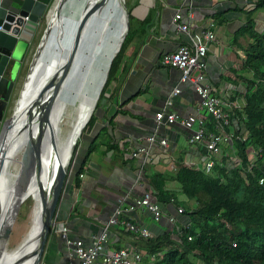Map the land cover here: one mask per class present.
Returning <instances> with one entry per match:
<instances>
[{"label":"crops","instance_id":"0c3cea01","mask_svg":"<svg viewBox=\"0 0 264 264\" xmlns=\"http://www.w3.org/2000/svg\"><path fill=\"white\" fill-rule=\"evenodd\" d=\"M140 1L139 5L143 0ZM255 2L149 0L145 10L138 15L144 17L148 8L154 6L157 9L155 24L143 42L135 41L127 48L117 74L118 79L111 82L99 106L95 107L94 125L81 135L72 171L79 168L95 137L97 147L86 162L83 176L80 175V185L77 186L70 175L65 183L54 218L55 226L50 228L39 264H71L74 260L72 249L66 238L57 231L56 224L67 225L68 238H81L88 243L94 234L103 231L109 217L118 207L127 209L126 214L132 221L147 225L154 234L175 230V225L169 220L171 215L176 216V225L190 222L188 215L179 213L173 203L165 206L166 212L159 222L154 220L149 210L142 207L128 210L136 198L153 188L150 178L157 172L174 174L181 164L203 168L207 160L204 145L188 141L198 124L188 128L156 119V113L160 111H175L182 116L204 113L192 84L182 81L181 71L164 65L161 57L165 52L176 50L181 43L191 44L195 35L214 21L217 38L209 44L206 68L208 81L216 87L224 101L236 104V108L241 107L244 103L241 94L245 86L237 76L250 73L242 68L244 50L241 45L246 43L247 38L242 35L236 39L235 33L245 24V11L252 8ZM177 11L182 13L183 20L189 24L188 31H177L173 22ZM254 19L257 29L262 30L264 8L255 12ZM37 26L29 24V35L21 41L17 54L19 65L16 67L11 96L21 81ZM26 43L29 45L28 54L25 53ZM176 88H180V91L174 94ZM6 108L4 118L11 116L14 111L12 108L6 114ZM210 119L212 121L211 116L208 122ZM233 122L232 129L236 130V116H233ZM154 133L158 137L167 138L168 145L163 146L157 141L149 144L145 137ZM140 147H149V155L131 154L133 148ZM228 150L229 146L223 145V153L226 154ZM166 187L179 191L180 185L177 181L167 180ZM179 198L186 197L179 194ZM108 233L110 248L139 246L140 238L123 226H109Z\"/></svg>","mask_w":264,"mask_h":264},{"label":"trees","instance_id":"16d2710c","mask_svg":"<svg viewBox=\"0 0 264 264\" xmlns=\"http://www.w3.org/2000/svg\"><path fill=\"white\" fill-rule=\"evenodd\" d=\"M139 4L137 0L130 7L127 5L129 30L112 62L96 107L111 82L118 79L127 48L135 41L143 42L155 24L157 9L150 6L142 17L137 15L142 8L134 10ZM261 8H264V0H256L255 5L245 11V24L235 33L236 39L242 35L247 38L241 45L244 50L242 68L250 73L237 76L245 86L241 94L243 105L233 109V116L237 117L236 135L240 137L234 136L232 144H223L229 146V150L216 158L211 172L181 164L174 174L157 172L151 176L150 184L158 200L164 206L173 203L175 208L183 207L190 222L188 226L181 225L179 232L173 229L151 238H140L138 247L143 257L139 264H264V182H259L264 177V28L257 29L254 19L255 12ZM95 120L93 112L83 133L92 128ZM208 126L213 129L211 119ZM96 147L95 137L81 165L70 175L77 186ZM249 164H253L251 169ZM167 180L177 181L179 191L168 189ZM179 194L186 198L180 199Z\"/></svg>","mask_w":264,"mask_h":264},{"label":"bare ground","instance_id":"6f19581e","mask_svg":"<svg viewBox=\"0 0 264 264\" xmlns=\"http://www.w3.org/2000/svg\"><path fill=\"white\" fill-rule=\"evenodd\" d=\"M100 1L66 0L61 14L56 13L55 10L52 12V31L45 40V47L31 70L30 78L16 107L14 126L7 122L4 127L0 138V175L6 164L13 163L17 154L25 153L26 160L21 168L17 166L13 169L12 167V173L15 170V174L9 179L11 185L7 190L4 188V194L0 196V223L6 209L13 201H16L17 195H32L33 206L30 227L22 243L14 250H7L4 239L0 242V264H35L57 175L61 169L66 168L75 140L100 97L109 60L118 48L125 28L126 11L123 0H105L103 7L93 12L85 21V31L84 34L82 32L81 41L75 50L71 65L62 75L59 88L50 102L45 127L41 133L42 152L39 171L33 148L27 146V142L25 143L26 133L23 132V125L27 116L23 111L45 75L51 73L60 63L65 62L86 8ZM113 18L116 19L114 24ZM96 19L100 21L97 27L93 29V33L85 36ZM42 68L44 76L42 74L39 82L35 84ZM70 106L74 107L72 113L69 111ZM66 121L70 122L69 127L67 132L62 134L63 125H67ZM33 125L31 132L33 140H36L40 133L37 123ZM22 184L25 186L24 193H21Z\"/></svg>","mask_w":264,"mask_h":264},{"label":"built area","instance_id":"2783aa9c","mask_svg":"<svg viewBox=\"0 0 264 264\" xmlns=\"http://www.w3.org/2000/svg\"><path fill=\"white\" fill-rule=\"evenodd\" d=\"M173 22L177 31H188L189 24L183 20L182 13L177 11L174 15ZM1 28V26H0ZM217 38L215 31V22L211 21L200 33L196 34L191 44L181 43L178 48L171 52H165L161 57L164 65L176 67L181 71V79L184 82H190L200 98L201 108L204 113H196L188 116H182L175 111H160L156 113V119L159 122L167 124L178 123L184 127L193 128L194 124L198 127L194 129L188 137L191 144L202 143L207 151V160L203 166L204 171L211 172L216 164V158H220L223 153V144L230 142L236 135L233 130V109L236 107L234 103H227L218 94L216 87L208 81L206 68L207 57L209 52V44ZM180 88H176L173 93H179ZM211 116L213 121V129L208 126V118ZM237 126V124H236ZM244 138V137H243ZM149 144L155 141L163 146L168 145L167 138L158 137L155 133L145 137ZM149 147L133 148L131 154L133 156H148ZM255 153V152H254ZM253 164H249V169ZM72 172V168L70 173ZM83 176V174H80ZM260 183L264 182V177L259 179ZM137 207L147 209L152 213L155 221H160L165 212L166 207L158 200L155 189L146 190L140 197L136 198L130 204L128 210H134ZM127 209L118 207L109 217L106 227L102 232L94 234L90 242H86L81 238L70 239L67 236L68 227L65 223L56 224L57 231L60 232L67 241L74 260L71 264H139L143 251L136 245L121 248H110L109 243V226H123L137 238H151L156 234L144 224L132 221L126 214ZM179 213L184 212L183 207L177 208ZM170 222L175 225L177 232L181 226L176 225L177 218L175 215L169 216ZM189 222L182 224L188 226ZM55 226V221L52 222ZM192 239V237H188Z\"/></svg>","mask_w":264,"mask_h":264},{"label":"water","instance_id":"95a60500","mask_svg":"<svg viewBox=\"0 0 264 264\" xmlns=\"http://www.w3.org/2000/svg\"><path fill=\"white\" fill-rule=\"evenodd\" d=\"M8 1L0 0V26H1L0 28V120L4 119L2 128L0 130V138H1L4 127L7 122H9V124L12 125V127L14 126L13 123L15 122V117L17 115L16 107L20 101V98L23 94L24 88L26 87L28 79L30 78L31 70L33 69V66L37 63L43 47H45L44 45L45 40L47 37H49L52 31L51 21H50V23L47 25L45 29L42 40L36 50L35 57L32 60L31 66L29 68V73L27 74L25 81L23 83L20 97L14 108V111L10 117L4 118L5 108L9 102V99H10V96H11V93L14 87V83H15L16 67L19 65V62L17 60V54L20 48L21 41L24 40L26 36L29 35V31H30L29 24L31 23H33L34 25L38 24L43 18V16H45L46 13L48 12L47 10L49 6V3L44 0H8ZM65 2L66 0L57 1L56 6H55L56 13L61 14V9L63 5L65 4ZM123 2H124V8L126 11L125 12V18H126L125 28L122 34L121 41L118 43V48L111 55V58L109 60L107 70L105 73V77L103 80V84L101 86V92L108 79L112 62L117 52L119 51L127 35L129 26H130L129 9L125 5V0H123ZM104 3H105V0H101L99 3L94 2L91 4L89 8H86L84 15H83V20L79 24L75 32V37L73 38L72 46L70 47L69 53L65 58V62L62 64L60 63L57 67H55V69L51 73H48L47 75H45L41 84L38 86L36 92L27 102L26 107L23 111V113L26 114L27 116V120L24 122V125H23V132L26 133L25 143L27 142V146H31V148H33L35 159H36V165L39 168V171H40V166H41V152H42L41 133L45 127V120L49 112L51 99L59 88L62 75L66 72L68 67L71 65L75 50L81 41L80 38H81L82 32L84 34V31H85L84 29L85 21L89 19V17L93 14V12H95L96 10H100L103 7ZM115 20L116 19L113 18V24ZM99 22L100 21L97 19L93 21L92 24L90 25V29L88 30V32L85 33V36H89L91 32L93 31L94 27L97 26ZM42 74L44 76L43 68L37 75L35 84L39 82V79ZM97 102H95L94 106L97 105ZM93 112L91 113V115L93 114ZM89 118L87 119V122ZM35 122L37 123L38 132L40 134L36 137V140H33L31 128L34 127L33 124ZM85 125L82 127V129L80 130L75 140L72 153L70 155V159L68 161L66 168L61 169V171L57 175L56 186H55L53 195L51 197V201L47 209V213H46L45 220H44L43 231L41 233V238H40L41 242L38 248L35 264L40 263L41 257L43 255V251H44L45 244L48 238V234H49L52 222L54 221L55 214L57 211V206L59 204V200L62 196L65 182L67 180L69 163H70L76 142L78 138L82 135ZM68 175H70V173ZM24 191H25V186L24 184H22L21 193H24ZM29 196L27 194H25L24 196H21V194L17 195L16 201H13V203L10 204L9 207L6 209L5 213L3 214L4 217L0 223V242L3 241V239L5 238V234L8 232V230L9 232L11 231V225L13 222V218L16 215L18 208Z\"/></svg>","mask_w":264,"mask_h":264},{"label":"rangeland","instance_id":"374dc122","mask_svg":"<svg viewBox=\"0 0 264 264\" xmlns=\"http://www.w3.org/2000/svg\"><path fill=\"white\" fill-rule=\"evenodd\" d=\"M57 1L58 0H49V2H48L49 6H48V10H47L48 12L46 13L45 16H43L41 21L38 23L37 29L35 31V35L32 37V40H31L32 42L30 44L31 53H30V55L28 57L26 66L23 68V75L21 77V81H20V83L18 85V88L15 90L14 95L11 96L10 104L7 107L8 111H7V108H6V114H9V112L12 110V108L14 109L16 104H17V101H18V99L20 97V93H21V90H22V87H23V83L25 81V78H26L27 74L29 73V68L31 66L32 60L35 57L36 50H37V48H38V46H39V44H40V42L42 40V37H43L44 32H45V29H46L47 25L49 24V22L51 21V14L55 10V6H56ZM134 1H137V0H125V4H126V6L128 4V6L130 7L134 3ZM148 2H149V0L147 2L145 0H143L142 4L137 6L134 10H136L138 8H142L141 11L143 12L145 10V7H147ZM140 3H141V1H140ZM123 7H124V4H123ZM112 23H113V20H112ZM95 27H97V26H95ZM92 33H93V31H92ZM26 46L27 47L25 48V53L28 54L27 50H28V46L29 45L26 43ZM27 54H26V56H27ZM73 108L74 107H72V106L69 107V111L71 113L73 112ZM71 119H73V117ZM3 120H0V130H1L2 125H3ZM67 121H68V119H67ZM67 121H66L67 125H63V130H62L63 133L62 134H65L67 132L68 127H69L68 123H70V122H67ZM23 154H17L15 156L14 161H13L12 164H6L7 168H6V165H5V167L3 169V172L0 175V190H1L0 196L2 194H4V188L7 190L9 188V185H11V182H10L11 180H9V179H10L11 176L13 178V176L15 174V170H14L13 173H12V170L16 169L17 166L19 168H21L23 166V164H24V162L26 160L25 159L26 158L25 153H23ZM77 155H78V153L76 152L75 156L73 157V161L75 160ZM250 157L252 159L254 157V154H253L252 150L250 151ZM22 160H23V162H22ZM73 161H72V163H73ZM8 165H10V167H8ZM12 167H13V169H12ZM71 168H72V164H71L70 168H68V174L70 173ZM68 174H67V180H66L65 183H67L68 180L70 179ZM32 206H33V200H32V195H31L18 208V211H17L16 215L13 218V222H12V225H11V231L9 232V230H8V232L5 234L4 244H5V248L7 250H14L25 239V237H26V235L28 233L29 227H30Z\"/></svg>","mask_w":264,"mask_h":264}]
</instances>
